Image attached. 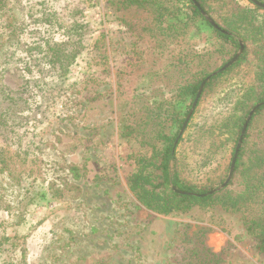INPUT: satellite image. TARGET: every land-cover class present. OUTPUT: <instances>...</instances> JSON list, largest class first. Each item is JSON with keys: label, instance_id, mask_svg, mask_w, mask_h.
<instances>
[{"label": "rangeland", "instance_id": "obj_1", "mask_svg": "<svg viewBox=\"0 0 264 264\" xmlns=\"http://www.w3.org/2000/svg\"><path fill=\"white\" fill-rule=\"evenodd\" d=\"M117 1L0 0V264H185L203 245L221 264H264L245 222L261 204L160 215L131 191L152 152L124 131L146 105L185 115L191 97L159 77L189 39Z\"/></svg>", "mask_w": 264, "mask_h": 264}, {"label": "trees", "instance_id": "obj_2", "mask_svg": "<svg viewBox=\"0 0 264 264\" xmlns=\"http://www.w3.org/2000/svg\"><path fill=\"white\" fill-rule=\"evenodd\" d=\"M197 1L221 31L210 25L192 0L117 1L119 9H152L160 30L158 35L178 43L180 38L189 39L181 54L159 77L161 81H174L178 91L191 97L188 110L182 117L173 109L162 110L159 105L153 110L146 105L147 111L140 112L135 124L125 129L124 136L128 137L141 133L142 145L152 152L150 156L135 158V171L128 184L143 206L160 215L186 214L196 207L216 205L241 212L250 204H261L256 212L246 216L245 222L248 232L258 242L259 252L264 254V106L257 110L248 126L232 180L222 191L209 194L228 178L249 112L264 103V9L250 0ZM196 37L201 43L211 42L213 46L198 50L196 43L193 44ZM237 37L245 46L241 57L207 82L179 138L200 85L210 73L208 69L216 66L218 60L225 64L236 55L240 49ZM195 72L198 81L192 82ZM231 75L239 80L237 84L244 92L241 97L238 88H233L237 84L231 83ZM233 93L236 99L229 96ZM190 147L192 161L187 158ZM184 263L221 264L222 259L203 245L190 250Z\"/></svg>", "mask_w": 264, "mask_h": 264}, {"label": "water", "instance_id": "obj_3", "mask_svg": "<svg viewBox=\"0 0 264 264\" xmlns=\"http://www.w3.org/2000/svg\"><path fill=\"white\" fill-rule=\"evenodd\" d=\"M193 3L195 4V6L201 11L202 15L204 16V18L210 23L211 26H213L215 29L221 31V29L219 28V26L214 22V20L201 8L199 2L197 0H192ZM253 4H255L256 6L258 7H261L264 9V4L257 1V0H250ZM224 33H226L225 31H223ZM244 51V44L240 41V50L239 52L237 53V55L230 61L228 62L226 65H224V67H222L220 70L212 73L209 77H207L202 83H201V86L198 90V93H197V96H196V99L192 105V109L189 113V115L187 116L186 118V121L182 127V130L180 132V136L179 138L183 135V133L185 132L186 128H187V125L194 113V110L198 104V101L199 99L201 98V95L204 91V88L207 84V82H209L213 77L217 76L218 74L226 71L228 68H230L232 65H234L237 60L240 58V56L242 55ZM262 106H264V103L262 104H259L257 105L248 115L246 121H245V124L243 126V129H242V132H241V135H240V138H239V141H238V144H237V147H236V151H235V154H234V157H233V160H232V164H231V168H230V172H229V175H228V178L227 180L218 188V189H215L213 191H211L209 194L212 195V194H215L217 192H220L222 191L223 189H225L228 184L230 183V181L232 180V177H233V173H234V170H235V165H236V161H237V157H238V154H239V150L242 146V143H243V139L245 137V134L247 132V129H248V126L253 118V116L256 114L257 110L259 108H261Z\"/></svg>", "mask_w": 264, "mask_h": 264}]
</instances>
